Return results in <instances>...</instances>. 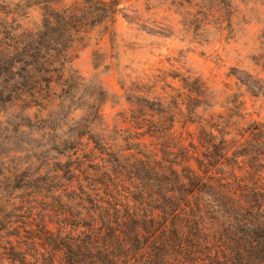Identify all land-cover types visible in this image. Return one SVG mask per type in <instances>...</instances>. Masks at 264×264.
Wrapping results in <instances>:
<instances>
[{
	"label": "trees",
	"instance_id": "1",
	"mask_svg": "<svg viewBox=\"0 0 264 264\" xmlns=\"http://www.w3.org/2000/svg\"><path fill=\"white\" fill-rule=\"evenodd\" d=\"M63 2L45 1L37 29L0 22V113L10 104L20 110L14 131L40 135L0 146L10 264H26L17 239L48 252L37 264H264V121L247 122L238 94L187 69L132 83L129 115H120L131 126L110 129L102 113L110 93L72 62L92 32L115 34L120 0ZM218 3L231 12L229 0ZM239 79L264 94L263 80ZM65 108L83 113L56 127L41 116Z\"/></svg>",
	"mask_w": 264,
	"mask_h": 264
},
{
	"label": "rangeland",
	"instance_id": "2",
	"mask_svg": "<svg viewBox=\"0 0 264 264\" xmlns=\"http://www.w3.org/2000/svg\"><path fill=\"white\" fill-rule=\"evenodd\" d=\"M45 1L4 0L0 3V22L7 20L28 30L37 29L41 27V7ZM73 1L64 0L62 4L69 6ZM229 1L231 12L228 14L218 0L192 3L187 0H120L115 34L102 36L94 31L86 43L75 45L72 66L87 83L94 85L102 81L111 95L102 107L110 129L116 125L131 126L124 123L120 115H129L126 89L132 83L141 81L151 85L157 75L163 76L165 72L183 75L187 69L202 75L217 92L238 94L247 122L264 121V94L253 95L239 79L251 74L264 81V0ZM220 7L223 10H218ZM0 37L3 36L0 34ZM95 52L99 55L94 57ZM95 62L100 63L98 68ZM168 81H172L170 77ZM164 84H157L159 92L163 91ZM180 84L176 80L175 85ZM37 111L32 108L29 112ZM76 111L83 113L80 109ZM19 113V109H10V104L0 113V123H3L0 124V146L6 137L14 143V149L23 147L29 139L40 138L36 133L25 136L14 131L21 122L15 118ZM46 114L47 111L42 112L41 116L46 118ZM6 121L14 124L10 126V133L3 130L8 126ZM177 130L180 132L181 128ZM17 135L22 136L23 141L16 138ZM143 140L148 144L152 141L149 137ZM47 155L52 157L54 152Z\"/></svg>",
	"mask_w": 264,
	"mask_h": 264
},
{
	"label": "clouds",
	"instance_id": "3",
	"mask_svg": "<svg viewBox=\"0 0 264 264\" xmlns=\"http://www.w3.org/2000/svg\"><path fill=\"white\" fill-rule=\"evenodd\" d=\"M4 0H0L3 3ZM80 113H78L74 108H65L63 112L53 111L46 119L52 127H56L58 124L64 126L66 124L75 123L76 120L80 119ZM66 131V127L64 128ZM16 155L17 153H13ZM22 155L23 153H19ZM10 238L0 234V264H10V253L8 249L11 247L9 243ZM17 248L20 249L21 257H26V264H37L40 255H47L48 252L45 249H40L38 245L33 246L32 244H25L24 240L17 239L12 241ZM18 264V262H17ZM256 264H260L257 261Z\"/></svg>",
	"mask_w": 264,
	"mask_h": 264
}]
</instances>
